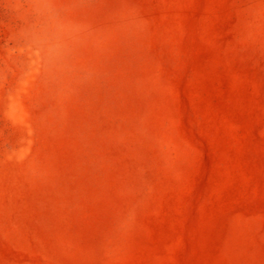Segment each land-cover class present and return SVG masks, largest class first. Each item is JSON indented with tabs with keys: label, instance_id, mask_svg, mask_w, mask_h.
<instances>
[{
	"label": "rangeland",
	"instance_id": "rangeland-1",
	"mask_svg": "<svg viewBox=\"0 0 264 264\" xmlns=\"http://www.w3.org/2000/svg\"><path fill=\"white\" fill-rule=\"evenodd\" d=\"M0 264H264V0H0Z\"/></svg>",
	"mask_w": 264,
	"mask_h": 264
}]
</instances>
